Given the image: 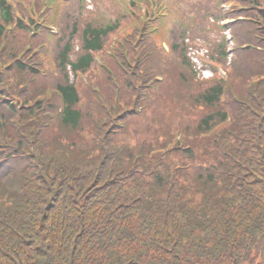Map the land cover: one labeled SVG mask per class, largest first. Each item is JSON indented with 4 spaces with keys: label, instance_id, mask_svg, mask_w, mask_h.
Instances as JSON below:
<instances>
[{
    "label": "trees",
    "instance_id": "trees-1",
    "mask_svg": "<svg viewBox=\"0 0 264 264\" xmlns=\"http://www.w3.org/2000/svg\"><path fill=\"white\" fill-rule=\"evenodd\" d=\"M244 3L228 83L198 80L184 46L174 66L128 43L110 72L119 88L108 73L107 104L81 107L77 74L116 23L74 22L46 77L0 0V264H264V0ZM171 85L201 112L196 133L162 124Z\"/></svg>",
    "mask_w": 264,
    "mask_h": 264
},
{
    "label": "rangeland",
    "instance_id": "rangeland-1",
    "mask_svg": "<svg viewBox=\"0 0 264 264\" xmlns=\"http://www.w3.org/2000/svg\"><path fill=\"white\" fill-rule=\"evenodd\" d=\"M42 1L45 2L47 6L49 5L51 7L49 10H45L44 7H41L39 10V13H41L44 19L43 23L46 26L45 31L49 32V40H52L51 45H49L45 51V55L51 64L54 63L55 55L53 50L55 46H62L64 44L68 34L73 28L74 22H76L75 24H77L78 30H82L86 24L106 26L118 22L117 32L112 34L113 36H110L105 41L106 45L104 46V50H102L100 54H96V62L80 77L81 82L78 81L79 89L83 96L82 103H88L90 98L97 101L96 98L100 96L104 103L107 104L105 101V94L111 90L107 80V76H109L108 69L111 71L115 62V59L112 55L108 54L107 51L110 46H112L113 42L123 37L126 33H129L133 29L135 23L138 24L136 18L140 13L148 12L151 16L157 15V13L155 14L154 10H152L153 8H151V5H155V0H151V3L147 2L146 6L142 0H67L65 4L60 2V0ZM132 2L135 3L132 4ZM225 3H228V1L179 0L177 6L173 9L175 14L171 13L162 20L150 23L147 21L149 26H146V30H150L154 27L157 28L153 33V37L160 51L161 47L164 49L168 48V42L165 40H168L169 35L171 36V41L179 44V46L183 39L186 41L188 40L189 46L192 47L194 51L195 49L199 50V52H197L198 57L194 55V58H197V63L200 64L205 59L201 51H210L214 45L224 40L225 33L221 29L219 22H216L215 18L219 19L221 14H224V12L220 10V6ZM17 8L21 10L20 5H17ZM228 12H230V9L226 13ZM146 19L148 20V18H145V20ZM213 20L215 21L214 23H212ZM56 30L59 32L58 34L61 32L63 33V40H56ZM161 57H164L162 51ZM103 64L108 69H105ZM0 65L5 67L8 64L0 61ZM47 66L49 67L50 65L47 64ZM176 72L177 71L171 72L166 75V78L173 77L174 82H180V79L176 76ZM203 75L207 76L209 73L206 72V74ZM88 86L93 87V89L98 87L99 91L94 92L93 89H90ZM182 87L185 91L188 89L187 86ZM178 90V86H167L164 91L165 97L157 103L155 108L156 110L160 109L162 115L161 122L169 129L167 131L168 133L175 131H171L170 128L196 133V126L201 112L197 108H191L187 102L178 103V98H174ZM180 93L181 92H178L176 97H178ZM111 94L113 95L112 91ZM183 104L187 107L182 106ZM131 106L132 105L129 104V108Z\"/></svg>",
    "mask_w": 264,
    "mask_h": 264
}]
</instances>
